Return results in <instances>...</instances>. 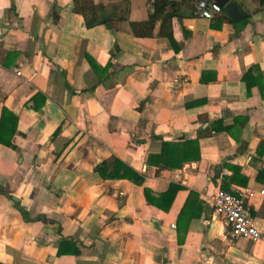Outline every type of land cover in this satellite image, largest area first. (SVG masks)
<instances>
[{
  "label": "crops",
  "instance_id": "crops-1",
  "mask_svg": "<svg viewBox=\"0 0 264 264\" xmlns=\"http://www.w3.org/2000/svg\"><path fill=\"white\" fill-rule=\"evenodd\" d=\"M233 1L248 19L205 20L192 12L196 1L173 19L169 42L158 37L160 21L151 38L130 29L153 13L149 0H94L98 17H111L91 29L71 0H0V115L18 117L15 148L0 145V264H264V241H230L209 202L231 175L222 164L240 166L247 184L229 189L254 192L264 234V155L255 159L264 142V10ZM126 10L127 20L114 21ZM86 56L108 74L102 83ZM37 93L44 107L27 108ZM217 121L230 133L207 134ZM196 138L198 162L171 171L148 163L163 142ZM113 159L143 184L98 177L96 167ZM171 184L181 189L168 212L148 204L144 188L161 194ZM190 191L203 210L181 218Z\"/></svg>",
  "mask_w": 264,
  "mask_h": 264
},
{
  "label": "trees",
  "instance_id": "trees-1",
  "mask_svg": "<svg viewBox=\"0 0 264 264\" xmlns=\"http://www.w3.org/2000/svg\"><path fill=\"white\" fill-rule=\"evenodd\" d=\"M126 5H128L129 0H123ZM152 2L153 13L149 16V19L144 22H130V29L137 39L151 38L153 37L154 28L156 23L160 21V28L158 32V37L167 39L169 42H172L173 39V29L172 21L173 19L181 20L187 15L184 13V10L187 6H192L194 2L199 0H149ZM208 1V0H207ZM72 12L82 16L84 27L91 29L97 25V21L100 19L98 17V12L100 7L94 3V0H71ZM258 9L264 10V0H257ZM193 13L195 9H192ZM103 10L101 9V12ZM127 11L124 15L117 16L114 21H124L127 20ZM101 16V15H100ZM192 16V14H190ZM220 18L228 22L231 20L225 15L222 11ZM108 25V22L105 23ZM86 60L93 71L96 73L99 83H102L107 77L108 74H101L99 71V65L95 61L86 56ZM257 70V69H256ZM103 72L106 69L102 70ZM254 70L248 71L243 76V80L246 81L251 76ZM260 86L262 85L263 79L259 73ZM248 87L250 83L246 81ZM45 97L37 93L35 94L27 103L26 107L29 108L31 105L29 103L38 102L36 107L37 110L41 109L45 105ZM189 107V104L186 105ZM227 132L230 133V127L222 126L219 121L211 122V125L208 129L205 130L207 134L211 132ZM18 132V117L13 115L7 109H3L0 115V145L15 148L13 144V138ZM58 130L54 133L56 134ZM54 136V135H53ZM264 155V142L259 146L256 153V160H260ZM200 160V148L198 143V138L190 141H184L179 143H169L163 142L162 147L159 153L151 154L148 158V163L151 166L156 167L158 170H177L181 169L184 164L190 162H198ZM222 166L231 172L230 176H222L220 188L224 191H230L229 187L233 184L245 187L247 184V178L241 174L240 166L233 165L229 162H224ZM96 174L102 180H128L138 186L143 184V178L140 176L133 168L124 164L118 159H113L112 161H103L100 165L96 167ZM264 177V171L260 169L258 171L257 180L262 181ZM181 187L175 184H171L168 190L164 193L157 194L151 191L148 188L143 189V195L149 205L154 206L163 212H168L172 201L174 199L175 193L180 190ZM2 191V190H1ZM199 196L197 193L190 191L188 197L183 205L181 211V218L187 214V211H191L194 207L197 210L195 217H199L203 208L198 202ZM24 215L27 217L26 213ZM192 218V217H190ZM28 219V218H27ZM29 220V219H28ZM181 242V241H180ZM67 245L74 248L73 254L79 255L80 250L75 248L72 245L71 241L64 240L62 245ZM61 248V247H60ZM60 253V250L58 254Z\"/></svg>",
  "mask_w": 264,
  "mask_h": 264
},
{
  "label": "built area",
  "instance_id": "built-area-1",
  "mask_svg": "<svg viewBox=\"0 0 264 264\" xmlns=\"http://www.w3.org/2000/svg\"><path fill=\"white\" fill-rule=\"evenodd\" d=\"M221 12L222 9L213 2L199 0L196 3L194 15L211 21ZM175 178L179 180L180 175L176 174ZM261 194L264 195V191ZM253 195L254 192L247 188L232 191L217 188L210 197L213 216L228 227L227 237L230 241L235 242L242 239L253 243L264 241V234L252 215L250 199Z\"/></svg>",
  "mask_w": 264,
  "mask_h": 264
},
{
  "label": "water",
  "instance_id": "water-1",
  "mask_svg": "<svg viewBox=\"0 0 264 264\" xmlns=\"http://www.w3.org/2000/svg\"><path fill=\"white\" fill-rule=\"evenodd\" d=\"M218 5L227 17L233 22L238 23L248 19L249 15L233 0H208ZM110 15L102 14L100 19L97 21V24H103L110 19ZM242 146L240 149H243ZM239 153V152H238ZM217 171H221V168L218 167ZM15 199V198H12Z\"/></svg>",
  "mask_w": 264,
  "mask_h": 264
}]
</instances>
